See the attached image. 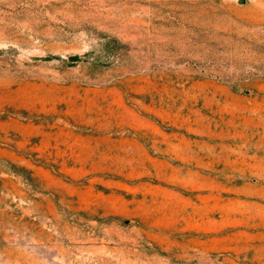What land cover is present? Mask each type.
<instances>
[{"label":"rangeland","instance_id":"1","mask_svg":"<svg viewBox=\"0 0 264 264\" xmlns=\"http://www.w3.org/2000/svg\"><path fill=\"white\" fill-rule=\"evenodd\" d=\"M0 264H264V0H0Z\"/></svg>","mask_w":264,"mask_h":264}]
</instances>
